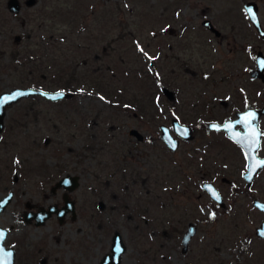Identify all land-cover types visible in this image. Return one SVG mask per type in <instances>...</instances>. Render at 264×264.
<instances>
[{
  "label": "rangeland",
  "instance_id": "rangeland-1",
  "mask_svg": "<svg viewBox=\"0 0 264 264\" xmlns=\"http://www.w3.org/2000/svg\"><path fill=\"white\" fill-rule=\"evenodd\" d=\"M19 1L21 12L14 14L7 9V0H0V93L34 85L46 90H63L59 87L69 79V83L74 80L76 86L84 85L86 90L54 102L31 96L7 108L6 125L0 132V196L13 186L16 189L37 185L51 187L62 176L71 175L79 178L76 193L82 196L87 186H110L103 189L101 195L106 196L104 200H111L112 192H124L119 188H123L120 186L127 180L131 185L129 191L133 192L130 214L139 218V213H146L154 219L143 226L144 233L158 232L161 227L169 230L185 227L191 217L186 216L179 227L167 224L166 217L185 218L183 213L187 212L182 207L194 198L192 193L178 189L190 187L191 183L188 174L174 165V161H178L184 166L188 157L180 151L175 159L160 148L158 126L170 123L173 113L169 107L174 104L164 97L161 88L179 92L181 116L187 120L188 60L193 37L190 38L189 30L181 28L190 26L194 10L208 5L207 9L212 11H235L240 9L243 0H37L31 7L24 4L25 0ZM163 27H173L177 34H161ZM16 35L21 36L18 43H14ZM58 45L67 49L54 51ZM54 54L60 55L61 58H57L60 66H52ZM99 86H106L108 90L101 91ZM91 88H95L94 91ZM128 102L132 109L125 111L122 106ZM159 105L164 107L161 112L156 108ZM30 106L42 112V120L34 123L25 113ZM68 107L72 108V114L66 120L63 112ZM76 107L79 115L74 113ZM17 119L21 125L11 126ZM131 128L145 136L144 142H136L128 134ZM44 138L50 142L46 146ZM87 146L95 150L86 151ZM128 149L131 153L125 157ZM81 154L95 156L80 160ZM118 166L130 172L126 179L124 170H119ZM20 174V181L14 184L13 178ZM144 177L146 184L142 182ZM142 185L155 190L148 194L150 198L139 192ZM76 197L79 201L80 197ZM161 200L165 204H182L178 210L170 208L177 215L167 212L164 224L156 223L157 204ZM147 202L154 204L146 208L143 204ZM50 203L61 207V194L48 191L46 205ZM108 205L115 203L109 201ZM17 211V206L11 202L0 215V225L15 224ZM124 211L126 209L107 207L101 217L108 223L109 233L116 229L123 235L124 261L137 264L142 260V252L151 247L155 249L156 245L133 238L135 231L131 232L126 224ZM97 234L95 224L58 223L54 215L51 221L38 227L16 224L9 240L16 235L26 236L23 242L42 238L52 255L65 257L64 252L70 247L68 241L76 236L85 235L89 239L95 236L97 258L109 250L111 243L104 239L98 242ZM154 257L152 255V259ZM84 264L91 263L85 261Z\"/></svg>",
  "mask_w": 264,
  "mask_h": 264
},
{
  "label": "flooded vegetation",
  "instance_id": "flooded-vegetation-1",
  "mask_svg": "<svg viewBox=\"0 0 264 264\" xmlns=\"http://www.w3.org/2000/svg\"><path fill=\"white\" fill-rule=\"evenodd\" d=\"M249 2L256 5L255 13L259 26L254 24L249 16L250 12L245 8V4ZM263 4L264 0H243L240 9L235 11H212L207 9V5L204 9L194 10L190 26L181 28L189 30L188 33L192 34L190 38L193 37L191 56L188 60L190 64L188 113L186 112L188 118L186 120L181 116L182 101L179 100L178 91L174 93L168 88L172 92L169 98L163 92V88L167 87H162L161 92L164 97L174 102L173 106L169 107L173 116L172 119L170 118V123H161L158 127L161 150L170 153L175 159L177 154H181L180 151L185 158L188 157V162L185 163L187 167L180 165L178 161H174V165L188 174L191 183L190 187L178 189L192 193L194 199L182 207L187 212L183 213L185 218H180L178 215L179 218L171 220V217H166L167 224H175L178 227L184 223L186 216L187 219L191 217L185 227H174L170 230L161 227L158 232L144 233L143 226L149 224L150 221L153 222L154 219H150L146 213H139V218H134L130 214L132 213L130 199L133 192L129 191L131 185L127 180H125V185L120 186L123 188H119L124 190L120 192L124 195L114 191L111 193V200H104L106 196H102L101 191L110 189V186L84 187L81 196V193L75 192L79 185L77 176H72L78 181V185L72 190L63 185L57 186L60 179L67 176L65 175L51 187L37 185L16 189L13 186L0 196L2 199L12 192L10 202L0 212V215L11 202L18 208L15 224L0 225V228L6 230V236L2 242L3 247L0 250V254L3 255L0 264H84L85 261L91 264H128V261H124L123 254L126 251V245L121 234L125 250L120 254L119 259L113 257L111 247L118 230L113 229L109 233L106 229L108 223L104 222L101 212L104 213L107 207L110 210L126 209L124 211L126 212V224L129 225L131 232L135 231L133 238H141L138 241L151 242L152 246L156 245L155 249L151 247V249L144 250L142 260L137 264H264ZM6 7L8 9L7 2ZM174 14L177 15V12ZM164 32L173 36L177 34L173 27H163L161 34ZM68 81L67 84L72 90H65V92L72 93V96L82 94L86 90L84 85L76 86L74 80L70 83ZM33 88L37 89L36 85ZM118 91L122 98L121 89ZM31 96L47 100L41 95L33 94L29 97ZM67 98L69 97L64 99ZM10 106L12 105L4 108L3 125L0 127V132L6 125L7 108ZM122 107L125 111L132 109L129 102ZM156 108L160 112L164 110L163 105ZM26 112L34 123L43 119L42 112L34 106H30ZM71 112V107L65 108L63 114L66 120L71 118ZM74 113L75 115L80 114L77 107ZM249 113H251V118L245 121ZM78 118L81 119V117ZM175 123L188 127L190 134L188 139L175 131ZM19 125L21 121L17 119L11 126L18 127ZM161 126L167 127L173 136L176 144L175 150L166 146L163 141ZM132 129L136 128L129 129L128 134L136 142H144L145 136L138 129L142 135L141 139L130 134ZM65 136L66 133L62 140H65ZM43 141L46 146L49 139L44 138ZM88 150L94 151L95 148L87 146L86 151ZM128 152L131 153L130 149L124 154L125 157H128ZM92 156L95 154H81L82 159L80 160L91 159ZM118 169L124 170L125 179L130 175L128 169L120 166ZM138 175L139 173L136 176ZM20 176L21 174L13 178L14 184L20 181ZM142 182L146 184V177ZM208 186L215 192L218 199L214 198ZM140 189L139 192L144 193L146 198H150L148 194L155 191L150 186L143 185ZM48 191L52 194L57 192L61 194L63 200L61 207H58L56 203L46 205ZM76 195L80 197L79 201ZM66 201L71 203L72 208H67L60 216L58 211L63 209ZM109 201H114L115 205H108ZM148 204L153 205L154 202H147L143 205L147 208ZM50 206H54L56 211H51L46 218H40L41 215L46 214ZM181 206L182 204L177 202L165 204L163 200L159 201L156 223L164 224V216L167 212L176 216L177 212L172 213L170 208L178 210ZM54 215L58 223L70 221L97 225L98 242L102 239L110 240L109 250L96 258L94 250L98 248L94 242L95 236L90 239L85 235L80 238L76 236L68 241L70 247L64 252L65 257L52 255L51 250L45 248L46 243L42 238L37 241L23 242V237L26 236L16 235L15 239L9 240V235L16 224L38 227L51 221ZM111 221L112 219H109V222ZM140 222L143 224L141 225ZM190 228L193 232L187 235ZM201 228H203L202 232ZM186 238L188 240L185 242ZM24 245L30 246L31 249L25 248ZM8 253H11V256ZM152 255L155 256L153 259Z\"/></svg>",
  "mask_w": 264,
  "mask_h": 264
},
{
  "label": "water",
  "instance_id": "water-1",
  "mask_svg": "<svg viewBox=\"0 0 264 264\" xmlns=\"http://www.w3.org/2000/svg\"><path fill=\"white\" fill-rule=\"evenodd\" d=\"M36 2H37V0H25L24 4L27 7H31V6H34V4H36ZM7 6H8L9 11L14 13V14L19 13L21 11V4H20L19 0H8ZM245 8L247 10L251 9L249 16L254 21V24L256 26H259L258 17L255 13V11L257 9L256 5L254 3L249 2V3L245 4ZM20 40H21V36L16 35L14 43H18ZM163 92L169 98H171L172 92L168 88H163ZM14 93H23V95L16 96L14 99H6L7 97H11ZM33 94L41 95L50 101H58V100H61L63 98H66V97H70L72 95L71 93H67L63 90L49 91V90H44L41 88L36 89L33 87H25V88L15 87V88L10 89L9 91L1 92L0 93V127H2V125H3L2 117L4 116V108L6 106L13 105V104L17 103L20 99L27 98ZM160 130H161V137H162L163 141L165 142L166 146H168L172 150H175V147H176L175 140H174L173 136L170 134L168 128L165 126H161ZM175 131H177L185 139H188L190 137L189 129L187 126L175 123ZM130 134L136 136L139 139L142 138L141 133L137 129H132L130 131ZM62 185L67 187L69 190H72L74 187H76L78 185L77 178L67 175V176L61 178L60 181L57 183V186H62ZM11 197H12V192H9L6 196H4L2 199H0V212L3 211V209L6 207V205L10 202ZM71 206H72L71 203H68L66 201L63 209L58 211V215L61 216L63 214L64 210H66L67 208H72ZM51 211L52 212L56 211L54 206H50L49 210L46 212V214L41 215L40 218H46L47 216L50 215ZM0 231H3L4 238H5L6 230L0 228ZM192 232H193V230L190 228V230L186 234L190 235ZM4 238H3V240H4ZM3 240L0 241V250H2V247H3L2 246ZM187 240H188V238L185 239V242ZM111 250L113 252V257L115 256L117 259H119L120 254L123 253L125 250V245L123 243V240H122L119 232H116V235H115L113 243H112ZM107 257H108V255H107ZM2 258H3V255L0 254V261Z\"/></svg>",
  "mask_w": 264,
  "mask_h": 264
},
{
  "label": "trees",
  "instance_id": "trees-1",
  "mask_svg": "<svg viewBox=\"0 0 264 264\" xmlns=\"http://www.w3.org/2000/svg\"><path fill=\"white\" fill-rule=\"evenodd\" d=\"M51 32H53V31H51ZM53 45V44H52ZM52 48H53V46H52ZM63 49H67V48H63L62 46H55L54 48H53V50L54 51H61V50H63ZM60 57V55L59 54H54L53 55V62H52V66L54 67V65H56V66H60V62H59V60L57 59V58H59ZM61 58V57H60ZM52 59V58H51ZM56 59V60H55ZM62 72V71H61ZM56 75V74H55ZM57 75H61V74H57ZM61 81H62V79H61ZM58 82H60V81H58ZM59 88H62L63 90H67V91H70V90H72V89H70L69 88V84H67V83H64L63 85H61ZM99 89L102 91V90H104V91H107L108 90V88L105 86V87H103V86H99Z\"/></svg>",
  "mask_w": 264,
  "mask_h": 264
},
{
  "label": "snow or ice",
  "instance_id": "snow-or-ice-1",
  "mask_svg": "<svg viewBox=\"0 0 264 264\" xmlns=\"http://www.w3.org/2000/svg\"><path fill=\"white\" fill-rule=\"evenodd\" d=\"M248 11L251 12V9H249ZM151 59H154V57ZM19 95H23V93H14L11 97H7L6 99H14L16 96H19ZM249 118H251V113H249L248 117H245V121H247ZM208 189L210 192H212L214 198L218 199V196H216L215 192L212 191L210 186H208ZM3 238H4V233H3V231H0V241H2ZM8 255L11 256V253H8Z\"/></svg>",
  "mask_w": 264,
  "mask_h": 264
}]
</instances>
